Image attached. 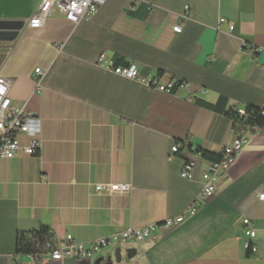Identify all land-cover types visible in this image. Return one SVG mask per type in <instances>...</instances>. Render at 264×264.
<instances>
[{"label":"crops","instance_id":"0c3cea01","mask_svg":"<svg viewBox=\"0 0 264 264\" xmlns=\"http://www.w3.org/2000/svg\"><path fill=\"white\" fill-rule=\"evenodd\" d=\"M38 4L0 0V22L24 25L14 42L0 41V78L11 83L12 105L42 129L37 156L0 159V264H264V128L249 136L213 198L165 226L198 200L211 162L200 151L219 155L245 132L197 102L264 107V0H107L89 21L73 25L54 13L31 29ZM101 55L187 86L160 93L99 67ZM186 161L195 163L193 180L181 177ZM101 184L131 189L96 193ZM243 219L255 228L256 255L245 247ZM152 225L147 240L91 258L17 254V234L41 227L60 246L67 236L89 243Z\"/></svg>","mask_w":264,"mask_h":264},{"label":"built area","instance_id":"2783aa9c","mask_svg":"<svg viewBox=\"0 0 264 264\" xmlns=\"http://www.w3.org/2000/svg\"><path fill=\"white\" fill-rule=\"evenodd\" d=\"M107 0H39L37 9L31 19L28 21V27L31 29H40L48 17L54 13L61 14L66 21L73 25H77L82 21L91 20L98 13L99 9L106 3ZM188 12L189 7H185ZM187 19L186 16H184ZM225 21L220 20V24ZM174 33H181L182 26L176 25L173 27ZM234 30V26L229 24V32ZM246 47L242 43L241 49ZM260 48L253 46L252 53H259ZM99 67H103L114 74L136 81L142 85L155 89L160 93L173 94L176 90L185 88L187 84L166 79L164 76H156L153 78L142 77L134 66H115L114 61H107L104 55H101L97 61ZM44 75L41 69L35 70V81L40 85V79ZM10 81L5 78H0V159L10 160L22 153L27 156H37L42 149L41 121L32 113L26 112L25 107H15L12 105L10 97ZM177 86V88H175ZM241 115H245V110H239ZM262 115L264 116V107H262ZM263 128L251 127L247 131L236 136L233 143L227 147V152L219 153V160L211 162L202 172L203 186L198 200L194 201L188 208L181 210L180 214L174 218L167 220L165 226H176L184 222L188 216H193L202 205V203L213 198L219 189V184L228 170L234 164L238 154L248 145L249 136L260 132ZM28 138V143L23 145L21 138ZM179 145L172 148V153H177ZM195 163L186 161L181 170V177L186 180H193ZM131 189L129 184H110L97 185L96 193H127ZM259 199L264 201V193L259 194ZM243 230L246 236L245 247L252 255L258 253V247L251 241L256 237V231L253 223L249 219H243ZM155 225L148 226L142 229L129 228L120 233L113 234L109 237H102L83 243L76 241L71 236H67L65 242L54 248L47 247V252L43 258H49L56 261H63L66 258L75 257L76 259L91 258L101 249L121 242H143L147 240L152 231L155 230ZM42 248L38 247L37 253L30 254L32 259H40ZM42 259V258H41Z\"/></svg>","mask_w":264,"mask_h":264},{"label":"trees","instance_id":"16d2710c","mask_svg":"<svg viewBox=\"0 0 264 264\" xmlns=\"http://www.w3.org/2000/svg\"><path fill=\"white\" fill-rule=\"evenodd\" d=\"M114 62L115 66H128L123 59H116ZM179 83L177 82L176 85ZM197 104L212 111L225 113L232 120L234 130L238 132L246 131L248 128L255 126L264 128L262 108L248 107L245 109V115H241L237 109L225 111L227 105V99L225 98H220L216 104H209L203 101H198ZM200 154L204 159L211 162H217L220 158L219 155H213L205 151H200ZM16 244L18 255L35 254L37 253L38 247L42 248L41 254H44L47 252L45 250L47 247H55L54 235L48 227H41L38 230L30 232H19L17 234Z\"/></svg>","mask_w":264,"mask_h":264},{"label":"water","instance_id":"95a60500","mask_svg":"<svg viewBox=\"0 0 264 264\" xmlns=\"http://www.w3.org/2000/svg\"><path fill=\"white\" fill-rule=\"evenodd\" d=\"M23 27L22 22H0V41L14 42Z\"/></svg>","mask_w":264,"mask_h":264},{"label":"bare ground","instance_id":"6f19581e","mask_svg":"<svg viewBox=\"0 0 264 264\" xmlns=\"http://www.w3.org/2000/svg\"><path fill=\"white\" fill-rule=\"evenodd\" d=\"M221 152H227V147L223 148Z\"/></svg>","mask_w":264,"mask_h":264}]
</instances>
